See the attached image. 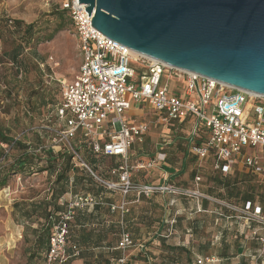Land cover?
<instances>
[{"label": "rangeland", "instance_id": "1", "mask_svg": "<svg viewBox=\"0 0 264 264\" xmlns=\"http://www.w3.org/2000/svg\"><path fill=\"white\" fill-rule=\"evenodd\" d=\"M64 2L65 0H0V126L10 138L22 136V141L26 144L30 142L35 149L41 145L35 131L44 130L54 123L55 108L61 102L59 81L71 80L79 71L81 59L77 47V34L67 15L65 29L60 31L54 40L28 46L21 38L22 31L16 32L14 22L22 21L25 25L37 23L43 25L41 33L46 31L50 33L56 27L50 14L61 9ZM18 53L15 58L14 55ZM132 65L138 72L144 70L139 65ZM166 84L167 81L164 80L162 87ZM168 84L169 95L176 89L182 90V83L177 80L170 79ZM134 103L127 112V117L129 119L130 116L136 117L138 122L147 123L149 130L142 143H135L131 152L129 163L136 167L139 163L156 156L161 137L169 130L158 123L156 114L149 107L146 106L142 110L140 105ZM213 106L214 102L208 107V116L212 115ZM50 121L52 123H49ZM191 132V126L187 124L172 128L170 133L172 142L168 145L166 161L150 170L141 171L135 168L133 178L139 183L145 181L158 183L165 170L172 167L178 169L185 157L187 175L198 176L200 192L217 201L204 199L208 201L206 209L199 211L198 205L192 202L193 199L169 194L154 195L152 199L147 197L146 203L135 210L140 214L141 210L148 209L149 214L140 215L144 220L141 218L135 220L136 215L129 217V214L123 225L120 216L112 212L107 205L100 210L102 215L80 208L75 212V219L71 224L66 251L72 250L80 236V225L77 222L79 219L87 223L84 228L86 231L93 229L97 234L98 231H104L105 241L115 247L111 251L104 243V247L88 254V260L93 258L92 253L95 255L99 251H103L106 256L116 251L117 256H121L123 253L116 248L121 234L126 231L133 235L136 243L146 246L145 255L137 248L126 253L129 264H163L175 261L182 264H190L191 261V264H195L198 259L207 258L212 263L206 264H264V247L254 234L264 233V227L251 223L252 229H248L242 220L235 217L228 221L223 220L224 218L217 220L218 216L214 212L215 208L224 209L222 204L240 207L248 194L253 195L254 201L264 206V176L259 177L246 172L231 175L232 180L236 179V188L241 195L238 198L227 199L231 188L223 186L226 178L214 174L213 162L196 160L188 153ZM54 138L46 134L43 146L46 145L50 149ZM141 148L143 149L140 150ZM6 150L11 151L8 148ZM247 152L264 159V148L261 146L249 147ZM22 153L23 150L15 149L9 152V157L5 161L1 162L0 158V181L5 174L8 177V188L0 187V264H49L48 258L46 259L44 255L30 258L35 241L33 230L41 229L45 220L41 218L40 213L28 218L23 214V210L31 211L33 206L51 203L54 189H61L63 184L65 192L58 204L63 208L62 211L74 201L75 196L82 194L93 196L101 194L109 204H118L123 198L118 191L106 189L102 181L92 174L94 180H91V176L87 177L90 174L81 170L75 173L78 177L77 184L64 182L60 186L55 182L56 175L50 171L33 173L32 170H26L19 174L12 167ZM81 155L93 169L95 176L107 182L119 181L112 170L121 165V160L100 155L92 156L85 149L81 151ZM39 166V170L47 168L45 159ZM182 178L178 177L175 183L182 185L184 182ZM184 188L193 187L189 185ZM224 214L233 215L230 212ZM235 219L238 220V224L234 223ZM55 223L57 224V221ZM227 228H230L228 233H231L226 238L227 244H224L222 238ZM163 239L164 246L161 245ZM170 247L181 249L171 252L168 249ZM147 256L148 259H145ZM67 262L82 264L83 260L70 258Z\"/></svg>", "mask_w": 264, "mask_h": 264}, {"label": "built area", "instance_id": "2", "mask_svg": "<svg viewBox=\"0 0 264 264\" xmlns=\"http://www.w3.org/2000/svg\"><path fill=\"white\" fill-rule=\"evenodd\" d=\"M63 9L69 11L73 27L78 37V50L81 59L80 69L72 80H61V103L57 108L59 124L48 128L56 134L53 146L64 145L74 156V161L83 165L95 178L102 181L109 190L118 191L126 199L134 194L138 199L153 195L169 194L196 200L199 211L204 199L217 201L202 194L198 184L192 189L177 187L164 181L162 184H138L132 180L134 169L154 168L166 160L161 152L149 162L136 167L129 163L130 151L136 141L141 142L147 134V123L130 122L128 111L133 103H146L156 114L158 123L169 129L172 122H184L188 117H195L207 129L209 138L206 145L195 147L199 159H207L212 153L216 158L215 169L225 173L233 167L255 176L264 175V159L247 152L249 147L264 148V95L254 94L210 77H204L179 67H173L161 60L139 54L128 47L107 38L93 26V15L88 18L87 5L80 0H65ZM85 13V17H84ZM12 24V21H10ZM143 67L142 72L133 65ZM170 79L182 83V90L170 93ZM167 84L162 87L163 81ZM214 102L208 116V107ZM84 139L86 148L93 155L116 157L121 165L112 170L118 182H106L95 176L83 160L80 151L72 145L78 135ZM165 133L161 147L169 144ZM200 180H197L199 183ZM7 191V190H5ZM98 200L91 195L76 197L67 210L60 216L54 227L47 256L49 264L65 263L70 258L66 244L70 236L71 224L75 212L80 208L97 206ZM225 210L233 212L226 216L216 212L220 218L235 217L239 220L256 223L264 227V209L262 206L247 202L243 207L222 204ZM126 214V203L119 207ZM257 241L264 247V235ZM123 253L113 264H128L126 253L137 248L146 250L144 244H138L131 234L123 233L118 245ZM74 255H79L74 247ZM212 263L208 258L198 259L195 264Z\"/></svg>", "mask_w": 264, "mask_h": 264}, {"label": "water", "instance_id": "3", "mask_svg": "<svg viewBox=\"0 0 264 264\" xmlns=\"http://www.w3.org/2000/svg\"><path fill=\"white\" fill-rule=\"evenodd\" d=\"M80 4L87 5L96 29L124 47L264 95V0H80Z\"/></svg>", "mask_w": 264, "mask_h": 264}, {"label": "trees", "instance_id": "4", "mask_svg": "<svg viewBox=\"0 0 264 264\" xmlns=\"http://www.w3.org/2000/svg\"><path fill=\"white\" fill-rule=\"evenodd\" d=\"M69 16V11L66 9H63V7L61 9H57L54 10L51 14L50 17L54 18V22L56 23V27L53 31L49 32H45V33H41L43 30V25H39L37 23H32V24H24L22 21H15L14 25H15V30L17 33H21V38L25 41L26 45L30 46V45H39V44H43V42H51L52 40H54L56 38V36L58 35V33L62 30L65 29V21H66V16ZM50 22V21H49ZM70 22L73 24L72 22V18L70 17ZM13 23V21H12ZM18 54H15L14 57L17 58ZM61 103V102H60ZM59 103V104H60ZM59 104L56 106L55 108V119H54V123H52L51 121L49 123H52L51 126H47L48 128H52L55 127L59 124V116L57 114V108L59 106ZM178 122V121H177ZM177 122H172V125L177 124ZM171 125V127H172ZM45 127V129H40L38 131H35V133H37L39 139H40V143L41 145L39 146V148L35 149L32 147V144L29 142L28 144L24 143L22 141V136H17V137H13L10 138L5 131L2 129V127L0 126V158H1V162L5 161L8 157H9V152H12L13 150L17 149V150H23V153L21 154V156H19L14 164H13V169L15 168V172L21 174L24 171L28 170H32L33 173L35 172H47L50 171L52 174L56 175V180L55 182L57 183L58 186H60L61 184H63L64 182L66 184L69 183H73V184H77L78 183V177L76 176V172H79V170L84 171L89 173L91 176V180H94L91 173L80 163L75 162L74 161V156L73 154L62 144L59 146H53L52 144L50 145V149L45 146H43V143L46 140V134L51 135L52 137H56V134L51 132L50 130H48V128ZM45 131V132H44ZM45 135V136H44ZM72 145L77 148L78 151H81L83 149H85L86 151H88L89 154H91L92 156H95L91 153V151H89L88 148H86L85 143H84V139L81 136L80 133H78V135L72 140ZM203 142V140H202ZM208 142V138L205 142H203V145H206ZM201 145V146H203ZM4 147H6V149L8 148V150H6ZM166 152L168 150H165ZM195 158L196 160H199V156L195 153ZM100 156H104V155H100ZM107 157V156H104ZM45 159L46 161V166L47 168H42L41 170H39V163L41 161H43ZM208 160L206 161H212L213 162V167L215 170V173L223 178H226L228 176L231 175H236L238 174V168L233 167L232 170L230 172L225 173L222 169L216 170L215 169V165L217 164L218 161H216V158L214 157V155L211 153L210 156L207 158ZM84 160V158H83ZM85 162V160H84ZM86 163V162H85ZM86 165H88L86 163ZM89 168L92 170V172L94 173L93 169L90 167V165H88ZM250 173V172H247ZM252 174V173H250ZM7 174H5V176L2 177V180L0 181V187H3V189H7L8 188V177L6 176ZM264 176V175H262ZM235 180H232L231 178H227L226 182L223 183L224 187H227V189H230L228 192V197L227 199H234V198H238L240 197V192L237 190L236 188V183ZM65 192V185L63 184L60 188H56L53 191L52 194V200L51 203H42L39 206H33L31 211H25L23 210V214L25 216H27L28 218H31V216H33L36 213H40L41 218H43L45 220V224L42 226L41 229H34V236H35V241L34 244L32 246V254L30 258H34L37 255L41 256L44 255L47 259V256L49 254L50 251V240L51 237L54 233V227H55V222L59 221L60 216L64 213L63 208H61L58 204L59 201L62 199V195H64ZM91 195V194H90ZM93 196V195H91ZM93 197H96V195H94ZM201 202H204L205 204H208V201L206 200H202ZM247 202H251L253 205H259L262 206V208L264 209V206L262 204H260L259 202L254 201V196L251 194H248L244 197V203L240 206L243 207L245 206V204ZM204 206V205H202ZM206 207V205H205ZM98 208H96L97 210ZM204 209V208H203ZM223 208H219V211L223 210L228 213H232V211L230 210H225ZM224 212V213H225ZM222 219L218 216L217 218ZM244 222V221H243ZM245 226L248 227V229H252V227L250 226L251 222H244ZM257 235L259 237H262L264 235V233H262V235H259L257 233ZM84 242H90L93 241V237L88 235L84 236ZM99 240V239H98ZM96 240V241H98ZM161 245H165V240H161ZM262 245V244H261ZM169 250H171V252H175V251H179L181 248L178 247H170L168 248ZM145 252V251H144ZM142 253V252H141ZM189 263L191 264V261H189ZM163 264H182L181 262H174V263H163Z\"/></svg>", "mask_w": 264, "mask_h": 264}, {"label": "crops", "instance_id": "5", "mask_svg": "<svg viewBox=\"0 0 264 264\" xmlns=\"http://www.w3.org/2000/svg\"><path fill=\"white\" fill-rule=\"evenodd\" d=\"M77 41H78V37H77ZM81 63V62H80ZM80 66V65H79ZM79 69H80V67H79ZM79 72V71H78ZM77 76V75H76ZM75 78V77H74ZM73 78V79H74ZM72 80V79H71ZM135 105H140L141 106V109L143 110L144 109V107H149L153 112H154V114H156L155 113V111L153 110V108H151L148 104H146V103H143V104H140V103H134ZM130 116V115H129ZM156 117L158 118V114H156ZM130 119L131 120H133V122H135V123H141V122H138L137 121V119H136V117H131L130 116ZM185 124H187V125H190L191 126V129H192V132H191V137L189 138V142H188V145H190V148H189V150H188V153L194 158V156H195V154H194V149H195V147H199V146H201V145H203L204 143L203 142H205L206 140H207V138H209V134H208V131H207V129H205V127H204V125L201 123L200 124V122L195 118V117H188L184 122H182V123H179V122H177V124H174V125H172V127L170 126V128L168 129L169 131H168V133H167V135H168V137H169V140H170V143L169 144H167V145H165L163 148L161 147V144L163 143V139H164V135H165V133L166 132H164L163 133V135H162V137H161V142H160V144L158 145V146H160L159 147V152L156 154V156L158 155V154H160L161 152H163L164 154H166V159H167V152L165 151V150H168V145H170L171 144V142H172V138H171V129L172 128H175V127H177V125L178 126H181V125H185ZM143 140V139H142ZM202 140H203V142H202ZM135 143H142V141L141 142H139V141H136ZM135 143L133 144V146H132V149H131V151H130V156H131V152H132V150L134 149V145H135ZM203 143V144H202ZM143 148H141L140 150H142ZM186 152H185V155L184 156H186ZM155 156V157H156ZM154 157V158H155ZM109 158H112V157H109ZM114 158H116V157H114ZM154 158H152V159H154ZM117 159H119V158H117ZM130 159V158H129ZM120 160V159H119ZM151 159H148V160H146L145 162H142V163H146V162H149ZM199 160H202V159H199ZM203 160H208V159H203ZM166 161V160H165ZM165 161H163V162H165ZM163 162H161V163H159L157 166H161V164L163 163ZM181 165H180V167L177 169H175L174 167H172V168H170V169H168L167 171L165 170V172L162 174V177H161V180L158 182V183H150V182H147V181H145V182H141V183H139V182H137V180H134V175L132 174V180L134 181V182H136V183H138V184H142V185H146V184H153V185H159V184H162L164 181H168L170 184H173V185H176L177 187L179 186V187H182V186H189V185H191L193 188L195 187V184H198V187H199V190H200V181H199V183H197V180H200L199 178H198V176H196L195 175V177H193V174H190V175H187L188 174V166H187V162H186V159H185V157H184V159H182L181 160ZM139 164H141V163H139ZM138 164V165H139ZM133 166V165H132ZM155 168V167H154ZM238 168V173H244V172H246L247 173V171L246 170H243L241 167H237ZM145 170H150V168H145L144 170H141V171H145ZM213 170H214V167H213ZM214 174H215V170H214ZM188 176V177H187ZM180 178V177H183L182 179L184 180V182H182L181 184L182 185H177L176 183H175V180H178L177 178ZM227 178H231L230 176H228V177H226V179L225 180H227ZM191 180V181H190ZM107 182V181H106ZM183 187V188H184ZM106 189H108L107 187H105ZM85 195H90V194H82V195H80V196H85ZM80 196H75L74 198L76 199V197H80ZM154 196V195H153ZM152 196V197H153ZM96 198V197H95ZM123 198V197H122ZM130 198V199H129ZM144 199L143 200H141L142 198H140V199H138V197L137 196H135L134 194H129V196L126 198V199H129V200H127L126 201V199H124L123 198V200L121 201V202H119L118 204H109V203H106L105 202V197H103L101 194L100 195H97V198H96V200H98V204H97V206H90V207H86V208H82V209H86L87 211H90V212H96L98 215H102L101 213H100V210L105 206V205H107L110 209H111V211L112 212H115V213H117L119 216H120V218H121V224L123 225V223H124V220L126 219V217L129 215V217H131V216H133V215H136V218H135V220H137V219H139V218H141L142 220H144V218H143V216H140V215H145L146 216V214H149V212L147 211L148 209H146L145 211L144 210H141V213L140 214H137L136 212H135V210H136V208L137 207H141V205L142 204H144V203H146V198L145 197H143ZM149 199H152L151 197H148ZM210 198V197H209ZM74 199V200H75ZM215 199V198H214ZM216 200V199H215ZM123 202H125L126 203V210H127V213L126 214H123V213H121L120 212V210L119 209H114V207H119ZM192 202H194V203H196L197 204V202H196V200H193ZM70 204V203H69ZM202 205H204V206H202ZM205 205L207 206V204H205L204 202H201V206L204 208V209H206V207H205ZM67 207H68V205L66 206V208L64 209L65 211L67 210ZM96 208H98L97 210H96ZM203 209V210H204ZM215 211L214 212H218V209L217 208H215L214 209ZM229 213V212H228ZM227 213V214H228ZM216 215H217V213H215ZM218 216V215H217ZM229 216V215H228ZM218 218V217H217ZM75 219V218H74ZM229 219H234V217H232V218H229ZM229 219H223V220H229ZM218 220V219H217ZM77 222L79 223V228H80V236H79V238H78V240L76 241V244H74L72 247V250H69L67 253H68V255L70 256V258H75V260H80V261H82L83 260V262H82V264H113L114 262V260L115 259H118V258H120L121 256H117V254H118V252H116V251H114L112 254H109V256H106L105 254H104V252L103 251H99L97 254H93L92 253V255H93V258L91 259V260H88L87 259V257H88V254L89 253H91L92 251H95V250H98V249H100V248H102V247H104L103 245H104V243H106V246L107 247H109V249L111 250V251H113L114 250V248H113V246H111L112 244L110 243V242H106L105 241V236H104V231H98V234H97V231L96 230H93V229H91L90 231H86V230H84V228L86 227V224L87 223H84V222H81L79 219H77ZM235 224H238V220L237 219H235V222H234ZM230 229V228H229ZM229 229L227 228V230L225 231V233H224V235H223V241H222V243H224V244H227L226 243V238L228 237V235L231 233V232H229L228 233V231H229ZM123 233H128V232H126V231H123ZM122 233V234H123ZM71 234V233H70ZM90 235V236H92L93 237V241H90V242H84V236L85 235ZM122 234H121V236H122ZM128 234H131V233H128ZM232 234L235 236V237H238L237 236V234L235 233V232H232ZM260 235H262V234H260ZM131 236H132V238H133V240H134V237H133V235L131 234ZM121 238V237H120ZM99 239V240H98ZM96 240H98V241H96ZM120 241V240H119ZM119 243V242H118ZM118 243H117V248H116V250H119L118 249ZM74 247H77L78 248V251H79V255H77V256H75L74 255V253H75V251H74ZM226 247H227V245H226ZM120 251V250H119ZM143 255H145V253L143 252L142 253ZM114 256H115V258H114ZM77 257V258H76ZM69 258V259H70ZM68 259V260H69ZM145 259H148V256L145 258ZM68 260H66L65 262L66 263H63V264H70L69 262H67ZM128 264H129V262H128ZM133 264V263H132Z\"/></svg>", "mask_w": 264, "mask_h": 264}]
</instances>
